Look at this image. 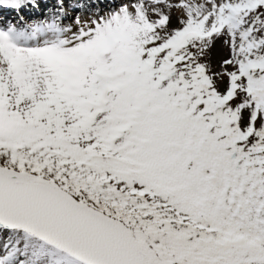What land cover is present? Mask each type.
<instances>
[{
  "label": "snow or ice",
  "instance_id": "1",
  "mask_svg": "<svg viewBox=\"0 0 264 264\" xmlns=\"http://www.w3.org/2000/svg\"><path fill=\"white\" fill-rule=\"evenodd\" d=\"M0 264H264V0H0Z\"/></svg>",
  "mask_w": 264,
  "mask_h": 264
}]
</instances>
